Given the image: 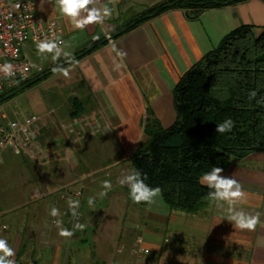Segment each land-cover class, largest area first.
Returning a JSON list of instances; mask_svg holds the SVG:
<instances>
[{"label": "crops", "instance_id": "0c3cea01", "mask_svg": "<svg viewBox=\"0 0 264 264\" xmlns=\"http://www.w3.org/2000/svg\"><path fill=\"white\" fill-rule=\"evenodd\" d=\"M34 1L39 17L59 18L61 47L72 57L165 0H99L98 7L113 9L112 17L83 30L73 28L54 0ZM242 25L252 26L255 35L264 30V1L207 10L197 18L187 17L183 10H171L72 62L65 67L69 70L67 78L53 72L41 81L40 85L52 84L47 96L50 102L29 116H40L45 122L41 141L45 152L40 159L44 163L47 206L59 210L68 207L72 195L57 194L56 189L76 187L94 171L86 167L63 180V163L74 172L87 155H115L100 169H117L129 162L145 141L143 126L148 115L157 118L163 128L169 127L175 120L172 91L180 77ZM28 46L37 51L36 45ZM118 51L125 55H118ZM48 56L50 67L70 58L61 55L53 61L52 55ZM99 134L109 136L118 151H111V144L103 137L95 148L83 150L85 155H81L79 147ZM222 175L237 179L247 191L246 203L238 207L261 214L255 231L235 229L225 219L226 205L221 209L210 202L196 214H185L170 210L160 196L154 204L142 207L131 201L127 186H120L107 194L117 200L114 218L119 223H103L107 214L93 223H81L85 228L75 237L77 260L91 259L93 264H264V155L234 159ZM60 212V216L72 219L69 209ZM81 218L87 222L86 215ZM19 224L0 226V230H10L0 238L15 249L16 264L62 263L65 238L54 223H24L23 232L18 233L15 227Z\"/></svg>", "mask_w": 264, "mask_h": 264}, {"label": "trees", "instance_id": "16d2710c", "mask_svg": "<svg viewBox=\"0 0 264 264\" xmlns=\"http://www.w3.org/2000/svg\"><path fill=\"white\" fill-rule=\"evenodd\" d=\"M247 1L165 0L116 27L108 37L43 70L37 79L16 85L0 96V106L45 80L54 67L65 68L168 11L183 10L187 17L197 18L204 11ZM252 90L257 96L249 100ZM172 99L174 122L163 128L148 115L143 126L146 139L128 161L131 170L147 177L149 186L162 189L161 197L170 210L196 214L211 202V190L199 183L201 174L213 166L225 170L234 159L264 155V30L255 35L252 26L242 25L228 33L180 77ZM229 118L234 121L231 131L217 133V124Z\"/></svg>", "mask_w": 264, "mask_h": 264}, {"label": "rangeland", "instance_id": "374dc122", "mask_svg": "<svg viewBox=\"0 0 264 264\" xmlns=\"http://www.w3.org/2000/svg\"><path fill=\"white\" fill-rule=\"evenodd\" d=\"M27 50L30 59L35 65L40 66L42 70L45 71L55 66L53 65L50 67L51 59H49L48 54L43 56L38 55L37 51L35 52L30 46L27 47ZM38 75V72H33L27 80L20 82L17 85L33 81L37 79ZM51 85L52 84H38L24 93L19 94L16 98L6 101L2 106H5L9 115L12 117L15 115L14 112L17 113L19 117L29 116V114H37L42 107L44 108L45 105L50 102L47 96L48 88ZM103 137L102 134H99L98 136L91 138L92 140H89L91 141L90 143L84 142L79 147L80 154L85 155V151L83 150H91L90 148H95L93 146L96 144L98 145L100 141L111 139L109 136H107V138L104 137V139ZM108 143L111 144V141ZM108 148L111 149V151L113 150V152L118 151L115 144L108 145ZM3 155L5 161L0 165V212H6L0 216V226L2 223H21L15 227L19 233L23 232L22 225L26 226L24 223H54L53 220L60 219L63 221V226H65V228L72 230L74 223L77 222L73 217L72 219L64 218L62 216L52 217L49 214L51 206H47L49 198H44L46 189L44 185V163L42 159H38L36 162H31L18 151L9 150H5ZM87 156L88 157H85L86 161L81 163L77 171L74 172L70 170L67 162L63 163V180L71 179L86 167L90 170H94L92 176L77 184L76 187L71 186L70 188L62 187L56 189L58 192L57 194H64L66 197L72 195L70 197L73 199H79V223H93L97 221L98 218L100 219L104 214H107V216L103 223H119V221H115L114 218L116 217L115 215L118 214L116 205L117 200L113 197H109V195L101 198L98 193L104 191L101 185L105 180H109L112 183V189L110 191L117 190L120 187L118 184V178L131 171L130 164L127 162L117 169L110 168L103 170L100 169V167L105 166L104 164L108 161L115 159V155L108 157L107 155ZM89 197H95L94 207H89L87 202ZM111 200H113V204L111 203ZM108 203L110 208L107 209L106 206ZM60 209L61 210L59 211L63 212V210L69 208L66 206L63 208L62 206ZM81 215H86L87 222L82 220ZM94 216L96 217L91 220ZM106 220L108 222H106ZM9 231L10 230H0V237H2L3 233H8ZM77 231L78 229L74 231V235L71 238H65V255L64 260L61 261L62 263L60 264H93L91 259H85L84 261L83 259L77 260L78 253H76L75 248ZM24 235H26V231ZM8 244L10 245V242ZM87 249V256H89L90 248L88 247Z\"/></svg>", "mask_w": 264, "mask_h": 264}, {"label": "clouds", "instance_id": "9594fccd", "mask_svg": "<svg viewBox=\"0 0 264 264\" xmlns=\"http://www.w3.org/2000/svg\"><path fill=\"white\" fill-rule=\"evenodd\" d=\"M43 3V0H42ZM55 6L58 7L59 12L66 17L74 29L83 30L88 25L95 23H102L105 19H110L113 14V9L107 6L98 7L99 0H54ZM38 55L51 54L53 61L58 60L61 55L70 57V53L65 52L61 47L63 41H58L56 38L40 39L38 36L34 37ZM118 55L124 56L122 51L117 52ZM118 67V66H117ZM54 73H60L64 77L69 76V70L63 66H57L52 69ZM0 73L4 77L9 78L15 75L14 65L8 62L0 65ZM257 96V92L252 90L248 94V99L253 100ZM261 101H257L260 103ZM234 127V121L229 119L224 120L222 123L217 124L216 132L219 134L231 131ZM3 145L0 144V147ZM223 168L213 166L210 171L204 172L199 177V183L211 191L208 193V199L214 202L217 208L224 209L226 207V217L228 221L233 224L235 229L255 231L257 225L261 224L260 213H249L238 207L246 203L248 193L243 188V185L233 177H226L222 175ZM147 179L141 171L132 169L127 174L118 178L120 186H127L129 189V198L135 204L145 203L152 205L156 202V198L162 194L160 187H151L145 180ZM104 191L98 193L103 198L107 196L108 191L112 189V183L109 180L102 182ZM89 207H94L95 197L88 198ZM71 216L77 222L74 223L73 229L63 227V221L60 219L54 220V224L59 229V235L64 238H71L75 230H84L85 225L79 223L80 207L79 199L69 197L67 200ZM52 217H59L60 211L56 207H51L50 213ZM7 226L5 225V228ZM15 249L8 244L6 239L0 238V264H16L14 259Z\"/></svg>", "mask_w": 264, "mask_h": 264}, {"label": "built area", "instance_id": "2783aa9c", "mask_svg": "<svg viewBox=\"0 0 264 264\" xmlns=\"http://www.w3.org/2000/svg\"><path fill=\"white\" fill-rule=\"evenodd\" d=\"M37 36L62 41L59 18L39 17L34 0H0V65L8 62L15 70V75L9 78L0 73V96L27 80L33 72L43 71L34 64L26 50L27 44L35 45L34 37ZM14 114V117L10 116L5 106H0V144L3 145L0 147V165L5 161V150L18 151L31 162H36L44 154L41 142L44 119Z\"/></svg>", "mask_w": 264, "mask_h": 264}]
</instances>
